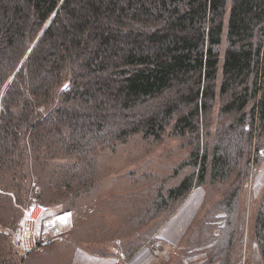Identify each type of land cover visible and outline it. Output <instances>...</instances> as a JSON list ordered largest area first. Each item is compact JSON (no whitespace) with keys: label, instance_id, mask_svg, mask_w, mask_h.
<instances>
[{"label":"trees","instance_id":"1","mask_svg":"<svg viewBox=\"0 0 264 264\" xmlns=\"http://www.w3.org/2000/svg\"><path fill=\"white\" fill-rule=\"evenodd\" d=\"M203 125L214 136L204 151ZM167 129L193 146V171L160 190V210L214 187L179 260L242 264L241 195L264 161V0H0V222L12 221L10 239L22 208L35 199L57 210L43 195L83 183L100 150L136 133L161 142ZM250 233L264 264V188Z\"/></svg>","mask_w":264,"mask_h":264},{"label":"rangeland","instance_id":"2","mask_svg":"<svg viewBox=\"0 0 264 264\" xmlns=\"http://www.w3.org/2000/svg\"><path fill=\"white\" fill-rule=\"evenodd\" d=\"M11 79L12 77L7 83ZM219 82L220 72L217 78V83ZM4 90L5 87L1 94ZM218 107V99H216L209 122V129L211 128L212 133L216 127ZM204 125L202 126L203 138L200 140L203 151L206 143H208L207 149H210L214 140V136H208V140L204 138ZM192 147L186 141L173 136L170 129H167L161 142H153L152 138L148 139L142 134L136 133L123 142H116L100 150L95 156L94 173L89 174L85 170L86 179L83 183L77 186L73 182L71 188L65 189L63 195H59V192H48V190L46 195H43L42 200L47 205L60 206L57 210L73 211L74 232L82 239L84 245H80V247L82 246L84 249L87 246L92 251L109 252L114 255L118 250L122 253L127 251L125 247L130 246L131 249H134L150 240L151 248L156 247L159 250V245L154 244L156 242L151 238L157 231L155 228L159 226L175 204L169 205L166 210H160L162 208H160L161 198H159L158 193L161 190L162 194L165 195L170 187L177 185L184 176L193 171V168L186 164ZM206 186L207 194L213 197L214 187L208 184ZM263 188L264 161L257 168L241 195L242 209L245 210L247 216L245 243L247 248L255 244L254 240L251 239L250 231L253 212ZM205 189L194 187L190 196L194 193L196 195L191 199V202L186 203L196 204ZM35 195H42L40 187H36ZM32 204L38 205L35 199L32 200ZM153 204L157 208L152 209V213H150L148 209ZM175 208L165 219L174 214ZM23 211L21 212L23 213ZM3 217L6 218L7 215ZM138 219H141L140 224L136 222ZM18 222L15 224V228ZM5 223L6 221L0 222L2 225H0V261L7 257L8 249H10L7 242L10 239L7 230H11L12 221L7 225ZM76 235L74 234L75 239H77ZM74 236L72 237L71 233L70 240L76 243ZM62 245L56 242L40 252L28 254H20L14 251L15 260L20 264L26 263L31 257H35L38 264L47 263L59 252ZM244 259H247L246 255H244Z\"/></svg>","mask_w":264,"mask_h":264},{"label":"crops","instance_id":"3","mask_svg":"<svg viewBox=\"0 0 264 264\" xmlns=\"http://www.w3.org/2000/svg\"><path fill=\"white\" fill-rule=\"evenodd\" d=\"M193 190V189H192ZM192 190L188 194L187 198L182 204L176 208L174 214H171L163 225L157 229L153 238H151L154 244L159 245V250L156 252L152 250L149 245L150 240H147L145 244H142L135 252L129 256H125L127 264H198L204 258L203 253H197L194 256L187 258L186 260H179L181 252L179 251V245H181L182 235L186 232L190 225L196 210L199 208L202 197L198 199L196 204L186 203L191 202V199L196 195L195 193L190 196ZM190 196V197H189ZM189 204V206H188ZM44 219L46 224L58 225L61 233L58 244H63L60 247L59 252L49 259L47 263L43 264H115V257L113 253L110 255H104L102 253H96L87 251L86 249L78 246L76 243L68 239L72 233L73 225V212H59V210H42L41 220L39 226H43ZM7 257L12 258L15 261L14 250L11 245V239L8 241ZM13 251V252H12ZM42 253V252H41ZM124 254V252H123ZM242 264H244V255L247 256L248 264H262L257 250V246L254 244L250 248L247 245L242 252ZM26 263L20 264H38L35 257L29 258ZM180 261V262H179ZM19 264L17 261L13 264Z\"/></svg>","mask_w":264,"mask_h":264},{"label":"built area","instance_id":"4","mask_svg":"<svg viewBox=\"0 0 264 264\" xmlns=\"http://www.w3.org/2000/svg\"><path fill=\"white\" fill-rule=\"evenodd\" d=\"M42 209L32 205L23 211V215L18 222L13 236L12 246L17 253L28 254L40 252L60 239V229L58 225L46 224L39 226ZM157 251L156 247L152 248ZM115 264H127V259L121 251L114 253Z\"/></svg>","mask_w":264,"mask_h":264}]
</instances>
